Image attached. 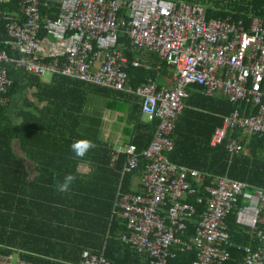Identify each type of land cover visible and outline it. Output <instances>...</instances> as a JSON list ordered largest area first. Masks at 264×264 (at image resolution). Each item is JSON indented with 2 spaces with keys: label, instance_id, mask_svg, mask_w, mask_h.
Returning <instances> with one entry per match:
<instances>
[{
  "label": "built area",
  "instance_id": "obj_1",
  "mask_svg": "<svg viewBox=\"0 0 264 264\" xmlns=\"http://www.w3.org/2000/svg\"><path fill=\"white\" fill-rule=\"evenodd\" d=\"M10 2L16 12L0 10V21L3 45L15 56L0 51V107L10 102L6 97L12 85L10 68L138 96L142 118L158 121L142 152L130 144L113 149L112 163L125 156L121 181L140 168L141 158L145 161L142 178L133 184L139 192L122 193L121 184L116 192L112 215L125 225L120 241L146 255L148 264H169L178 252L193 249L191 264H264V189L225 177L209 178L204 184L201 173L167 157L190 87L198 88L202 96L220 95L239 105L221 116L210 147L222 145L227 154L241 155L249 136L264 146V19H208L204 6L173 0H0ZM120 35L129 47L153 52L173 71L171 88L158 87L152 80L135 90L129 86V62ZM130 65L150 70L138 59ZM193 197L194 205L187 202ZM197 206L203 211L193 235L185 239ZM230 213L247 237L246 244L231 242L225 225ZM0 264L29 263L12 251L0 255ZM77 264L111 263L103 252L83 251Z\"/></svg>",
  "mask_w": 264,
  "mask_h": 264
},
{
  "label": "trees",
  "instance_id": "obj_2",
  "mask_svg": "<svg viewBox=\"0 0 264 264\" xmlns=\"http://www.w3.org/2000/svg\"><path fill=\"white\" fill-rule=\"evenodd\" d=\"M173 1L204 6L208 19L230 17L244 22L250 17L264 19V0ZM4 9L16 12L17 7L12 2L0 4V10ZM4 38V27L0 21V51L15 56L3 45ZM119 44L129 62L126 69L129 86L135 90L147 80L156 81L158 75L155 71L134 69L130 64L135 58L148 64L158 60H151L149 52L150 55H145L143 50L129 47L124 35H120ZM152 66L154 69L155 65ZM161 68L165 70L167 67L161 64ZM17 72L21 73L7 69V76L12 81L6 93L10 102L8 106L0 107V255L15 251L30 264H77L83 251L94 254L103 251L111 264H148L146 255L136 253L120 241L125 231L124 221L112 215L119 185L122 193H133L134 179L142 178L143 158L140 168L125 175L121 181L125 156L119 155L115 162H111L113 149L99 138L100 121L96 113L94 125L89 126L91 134L79 122L81 110L74 124L69 125V113L66 115L57 107L58 100L63 96L53 90L59 88L41 85L39 77L22 72L20 78L26 80L27 89L31 91L30 98L38 105L46 103L39 108L27 98L17 97L20 89L19 81L14 78ZM60 77L53 76L52 82L61 79L82 89L85 95L92 92L108 96V91L118 94V100L123 99L129 105L124 132L127 144L133 145L138 152L147 148L158 121L142 120L138 96ZM196 90L194 87L188 90L190 96L184 102V109L170 136L174 148L168 159L177 166L201 173L204 184L210 181L209 178L225 177L264 189V147L259 139L252 137L247 147L249 152L241 155L227 154L222 145L209 146L213 129L220 124L221 116L239 105L229 104L220 98L204 97ZM13 98L16 108L10 111ZM77 139L91 140L96 146L85 157H75L70 145ZM23 158L30 163V170ZM78 166L88 167L89 173L78 174ZM66 174H72L76 180L68 193H60L56 184ZM200 191L198 189L197 197H200ZM187 202L194 205L195 198H188ZM203 208L196 207V215L183 235L185 239L193 235L194 224ZM225 225L231 242L247 243V237L241 235L234 225L232 213L226 217ZM229 251L236 254L233 250ZM194 257V249L178 252L169 264H191Z\"/></svg>",
  "mask_w": 264,
  "mask_h": 264
},
{
  "label": "crops",
  "instance_id": "obj_3",
  "mask_svg": "<svg viewBox=\"0 0 264 264\" xmlns=\"http://www.w3.org/2000/svg\"><path fill=\"white\" fill-rule=\"evenodd\" d=\"M145 53V55H150L149 53L152 54V57H151V60H154L153 58H155L156 62L158 60L159 64L161 63L160 60L157 58L156 54H154L153 52H149L148 51H145L143 50ZM135 59H138L139 58H135ZM134 59V60H135ZM144 59V58H143ZM146 60V59H145ZM140 62V60H139ZM157 62V63H158ZM142 65L144 66H148L151 70L155 71L156 74L158 75L157 76V79H156V84L157 83H160L158 81H161V85L157 84L158 87H167V86H164L163 84L164 83H169V86L168 88H171L172 87V78H173V71L169 68H166L165 70H163L161 68V63L160 65L155 63V62H152V64H148V63H142L140 62ZM152 65H155L154 66V69H152L151 67H153ZM166 67V66H165ZM145 70V69H144ZM14 78L19 81V84H21V86H24L25 89L27 90V84L25 81H23L20 77L17 76V74L14 76ZM41 78V77H39ZM61 78V77H60ZM47 86V85H46ZM51 86H54L55 88H59L57 89V91L53 90L54 92H56L58 95L60 96H63L61 97V99L58 100V103L60 104H57V107H59L58 109H62L64 110V114L67 115V112L69 113V117H70V120H69V125H73L74 124V120L76 119V117L79 116V110H81V113H80V116L79 117V122L81 124V126L85 127L86 126V132L88 134H91L89 133V126L92 127L94 125V122H95V118H94V114H95V109H92L91 112L85 110V107L88 106L89 104V96L86 94L85 95V92L82 90V89H79L78 87H76L75 85L73 84H70L68 82H65L61 79H57V81L55 82H52L49 87ZM53 87V88H54ZM196 88V87H194ZM190 89V88H189ZM188 89V90H189ZM197 92L200 94L199 92V89L196 88ZM56 94V95H57ZM188 97L190 96V92H188ZM30 95H31V91H29V94L25 93V96L26 98L31 102V103H34V104H37L36 100L34 99H31L30 98ZM201 95V94H200ZM205 97V96H204ZM212 97H215V98H220V99H223L224 101H226L222 96L220 95H213ZM211 98V97H209ZM140 99V98H139ZM186 101V100H185ZM184 101V102H185ZM227 102V101H226ZM64 103L67 104V106H63ZM228 103V102H227ZM141 104V103H140ZM38 105V104H37ZM46 103L44 104H40L38 105L39 108H43V106H45ZM185 106V105H184ZM15 104L13 103V101H11V104H10V111H13L15 110ZM223 116V115H222ZM221 123V122H220ZM79 124V125H80ZM220 126V124L218 125ZM217 126V127H218ZM114 128V127H113ZM113 128H111V126H108L105 128V132H104V137L107 138V139H112V143L111 142H108L106 140H103L107 143H109L112 147V149H114L117 145H126L127 144V136L124 135V127L123 126H120L118 128V132H114L113 131ZM112 130V131H111ZM213 133V132H212ZM252 137H255V136H249L247 138H245L243 140V146H244V153L243 154H247L249 151V149H247L248 145H249V142L251 140ZM211 138V137H210ZM257 138V137H256ZM258 139V138H257ZM210 141V140H209ZM264 147V146H263ZM22 157V156H21ZM24 162L26 163V166H27V169L30 170V163L25 160L23 158ZM89 168L86 167V166H78L76 171L78 174L80 175H85L84 174V171H88L89 173ZM87 173V174H88ZM135 186V185H134ZM135 188V187H134ZM254 188V187H253ZM201 190V189H200ZM138 191V189H134V192ZM139 192V191H138ZM103 252V251H101ZM19 256V255H18ZM20 258V257H19ZM21 259V258H20ZM25 261V260H24ZM27 262V261H26ZM29 263V262H28ZM30 264V263H29Z\"/></svg>",
  "mask_w": 264,
  "mask_h": 264
},
{
  "label": "rangeland",
  "instance_id": "obj_4",
  "mask_svg": "<svg viewBox=\"0 0 264 264\" xmlns=\"http://www.w3.org/2000/svg\"><path fill=\"white\" fill-rule=\"evenodd\" d=\"M17 76L21 77L22 72L21 73L17 72ZM39 79H40L41 85L49 86L53 81V75L44 74ZM158 82H160V83H157L158 85L162 84L161 81H158ZM19 85H20V89H19L17 97L22 96L26 98L25 93L29 94L28 89L26 90L24 86H21V84ZM163 85L167 86L165 88H168L169 83H164ZM88 96H89L90 101H89L88 106L85 107V110L91 112L92 109H95L96 116L99 117V121H100L99 122L100 125L98 126L99 138L112 143V139H107L104 137L105 128L108 126H111V128L114 127L113 128L114 132H118V128L120 126H123L125 129L124 132L126 131L127 122L125 118L127 116V110L129 106L128 103L124 101L123 99L118 100L119 95L113 92H109V91H108V96H102V95L99 96V95H95L92 92ZM14 100L15 99L13 98L12 101ZM142 120L146 121L144 118H142ZM124 135L126 136V134Z\"/></svg>",
  "mask_w": 264,
  "mask_h": 264
},
{
  "label": "clouds",
  "instance_id": "obj_5",
  "mask_svg": "<svg viewBox=\"0 0 264 264\" xmlns=\"http://www.w3.org/2000/svg\"><path fill=\"white\" fill-rule=\"evenodd\" d=\"M95 144L88 139H77L74 140L70 149L75 154V157L83 158L89 152V150L95 148ZM76 177L72 174H66L61 182H57L56 190L60 193H68Z\"/></svg>",
  "mask_w": 264,
  "mask_h": 264
}]
</instances>
